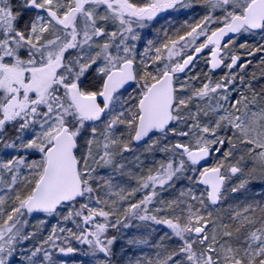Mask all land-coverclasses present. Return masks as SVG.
<instances>
[{"label":"snow or ice","instance_id":"6c2138e0","mask_svg":"<svg viewBox=\"0 0 264 264\" xmlns=\"http://www.w3.org/2000/svg\"><path fill=\"white\" fill-rule=\"evenodd\" d=\"M197 3L202 17L144 40ZM257 33L264 0H0V264H58L72 240L113 264L110 230L143 223L167 231L129 239L155 254L128 264H264V194L249 193L264 182V55L260 77L243 58L264 43L234 40ZM142 143L165 158L124 187ZM229 194L243 199L225 209Z\"/></svg>","mask_w":264,"mask_h":264},{"label":"rangeland","instance_id":"374dc122","mask_svg":"<svg viewBox=\"0 0 264 264\" xmlns=\"http://www.w3.org/2000/svg\"><path fill=\"white\" fill-rule=\"evenodd\" d=\"M206 12V9L203 7L202 4H194L190 8L180 9L178 11H168L161 13L157 19L152 23L151 27L142 31V36L144 40L147 39H158V30L167 29L170 32L180 28L181 25L185 21L192 22L200 17H202ZM162 36V32L159 34ZM246 37V34H240L235 40L236 49L243 54V49H239V45L242 44L243 38ZM138 48L140 50L143 49V43L138 44ZM256 62V60H253ZM258 63H251L250 64V72L248 73L251 75L253 72L257 75V77L261 76V72L259 73V65ZM202 71H207V66L204 63V60H198L196 65L193 69L194 73H199ZM225 69H222L219 73L213 74L214 78H219L223 75ZM248 72V71H247ZM255 87L257 90L264 88V78L258 79L254 82ZM139 155L140 160L143 162L141 167H137V161L135 157ZM128 162H129V169L128 171L132 173L133 178L124 177V187H135V179L136 175H139L141 172H146L149 167H152L155 162L161 161L165 158V154L154 151V152H146L145 145H134V152L126 154ZM34 158V157H33ZM188 187V182L186 180H180L175 183V186L172 188H168L166 190L161 191L160 198L168 201L176 198L179 194V191L182 188ZM253 190V191H252ZM249 193L255 195L257 199L261 198V194H264V182L260 180H254L249 185ZM238 199H243V197H234L229 194L228 200L224 202L222 205L223 208H228L229 205H235L238 202ZM40 219V216H33L30 218V223L32 225H36ZM58 221V218L52 217L48 218V225L43 230V234L47 235V232L50 228L55 225ZM134 224H139V222L134 221ZM69 227H73L74 225L69 224ZM155 229V231H153ZM166 228L163 226L152 225L150 223H143L140 224L138 227H132L129 229H122L120 232H116V230H110V235L117 236V240L114 242L112 246L113 250V264H128L129 260H134L138 257H148L153 256L155 254V249L151 247V245H130L128 243L129 239H148L149 241H156L159 239L160 235H162ZM71 244L74 248L78 249V251L62 255L57 253L56 259L58 264L60 262H64V264H99V260L102 259V254H97L93 256L90 254L87 245H81L75 240L71 241ZM13 264H19V258H17Z\"/></svg>","mask_w":264,"mask_h":264},{"label":"flooded vegetation","instance_id":"af4514ba","mask_svg":"<svg viewBox=\"0 0 264 264\" xmlns=\"http://www.w3.org/2000/svg\"><path fill=\"white\" fill-rule=\"evenodd\" d=\"M236 37H234V38H236ZM242 43H247V45H249L250 47H252V46H256V45H258L260 43H264V39H262L261 38V34H258V33L257 34H251V35L246 34V37L243 38ZM243 53H244V49H243ZM205 55H207V53H205ZM261 55H264V53H257L253 57L244 56L243 58L244 59H250L252 61V63H258L257 65H259V60H260ZM253 60H256V62H253ZM250 69H251V67L249 65L248 68H247L248 73L250 72ZM221 70L222 69H219L217 72H214L213 74H217ZM259 73H260V71H259Z\"/></svg>","mask_w":264,"mask_h":264},{"label":"water","instance_id":"95a60500","mask_svg":"<svg viewBox=\"0 0 264 264\" xmlns=\"http://www.w3.org/2000/svg\"><path fill=\"white\" fill-rule=\"evenodd\" d=\"M237 36V35H236ZM235 37V36H234ZM219 69H217L215 72H217ZM143 144V143H142ZM141 145V144H140Z\"/></svg>","mask_w":264,"mask_h":264},{"label":"trees","instance_id":"16d2710c","mask_svg":"<svg viewBox=\"0 0 264 264\" xmlns=\"http://www.w3.org/2000/svg\"><path fill=\"white\" fill-rule=\"evenodd\" d=\"M253 191V190H252Z\"/></svg>","mask_w":264,"mask_h":264}]
</instances>
